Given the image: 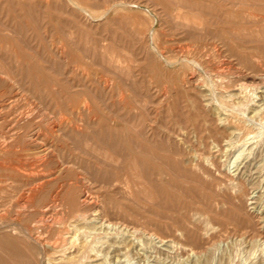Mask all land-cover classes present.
<instances>
[{"label":"rangeland","instance_id":"1","mask_svg":"<svg viewBox=\"0 0 264 264\" xmlns=\"http://www.w3.org/2000/svg\"><path fill=\"white\" fill-rule=\"evenodd\" d=\"M73 1L81 3L75 6ZM120 1L0 0V264H66L71 255L80 263L77 251L92 237L95 239L89 243L97 240L92 245L96 252L90 256L95 258L99 252L102 258L91 261L86 257L83 264L103 260L102 264H264L263 127L245 120L242 112L234 113V125H245L242 139L246 145L242 142L239 148L227 150V142L236 140V134H227L229 137L222 141L223 152L218 154L214 142L209 149L197 144L198 150L203 148L211 157L214 152L216 162H210L209 157L204 162L209 172L200 170L197 162L193 168L180 162L179 152L190 146L174 137L183 125L194 139L207 134L211 127L216 132L221 126L218 118L225 116L215 106L212 111L197 107L193 100L196 91L185 81L186 75L194 74L200 83L203 79L206 84L214 81L217 89L221 85L216 93L232 106L238 100L243 106L250 96L254 102L246 106L247 102V109L241 111L246 109V114L257 120L261 117L254 115V108L264 105V1ZM121 3L125 4L119 6ZM146 25H151L149 30ZM138 27L141 32H136ZM195 60L204 62L207 71L196 66ZM251 74L258 77L256 81ZM159 82L161 90H169L165 99L157 97ZM239 82L252 88L249 86V95L238 99L231 92ZM237 179L243 192L237 187ZM85 196L89 199L86 204L81 199ZM103 221L106 226L102 229ZM108 222L116 223L112 225L114 232ZM106 230L111 238L105 235Z\"/></svg>","mask_w":264,"mask_h":264},{"label":"bare ground","instance_id":"2","mask_svg":"<svg viewBox=\"0 0 264 264\" xmlns=\"http://www.w3.org/2000/svg\"><path fill=\"white\" fill-rule=\"evenodd\" d=\"M68 1V0H67ZM79 1V0H78ZM83 1V0H82ZM114 1V0H113ZM120 1V0H119ZM129 1V0H128ZM179 1V0H178ZM229 1V0H228ZM251 1H253V0H251ZM264 1V0H263ZM70 2H72V1H70ZM73 2H75V6H77L79 3H81V2H78V4H77V2L76 1H73ZM121 2V1H120ZM124 2V1H123ZM126 2H127V0H126ZM133 2V1H132ZM254 2V1H253ZM114 3V2H113ZM119 3V2H118ZM129 3V2H128ZM203 3V2H202ZM208 4H209V2H207ZM219 3H220V1H219ZM232 3H234V2H232ZM239 3V2H238ZM243 3V2H242ZM257 3V2H256ZM116 4V3H115ZM123 3H121L119 6H121ZM125 4V3H124ZM123 4V5H124ZM212 4V3H211ZM229 4H231V3H229ZM236 4V3H235ZM250 4V3H249ZM248 4V5H249ZM80 5V4H79ZM78 5V6H79ZM138 5V4H137ZM118 6V7H119ZM126 6H127V4H126ZM217 6H218V4H217ZM256 6H258V5H256ZM150 7V6H149ZM247 7V6H246ZM87 8H89L88 6H87ZM112 8V7H111ZM116 8H117V6H116ZM126 8V7H125ZM58 9V8H57ZM84 9V8H83ZM90 9V8H89ZM109 9V8H108ZM124 9V8H123ZM69 10V9H68ZM79 10V9H78ZM91 10V9H90ZM102 10V9H101ZM225 10V9H224ZM81 11V10H80ZM83 11V10H82ZM114 11V10H113ZM120 11H122V9L120 10ZM226 11H228V10H226ZM226 11H225V13L224 14H226ZM230 11V10H229ZM232 11V10H231ZM89 12V11H88ZM123 12V11H122ZM220 12V11H219ZM248 12V11H247ZM73 13L75 14V12L73 11ZM77 13V12H76ZM114 13V12H113ZM115 13H117V12H115ZM124 13H125V11H124ZM236 13V12H235ZM235 13H233L234 15H236ZM249 13V12H248ZM251 13V12H250ZM220 14V13H219ZM218 14V15H219ZM222 14V13H221ZM241 14H243V12L241 13ZM77 15V14H76ZM106 15V14H105ZM118 15V14H117ZM117 15H116V17H117ZM228 15H229V13H228ZM234 15H233V17H234ZM256 15V14H255ZM260 15V14H259ZM119 16V15H118ZM176 16V15H175ZM224 16H226V15H224ZM241 16H243V15H241ZM253 16V15H252ZM219 17V16H218ZM230 17V16H229ZM231 17H232V15H231ZM237 17H239V15L237 16ZM236 17V18H237ZM100 18V17H99ZM147 17H145V20H147L146 19ZM241 19V18H240ZM239 19V20H240ZM251 19V18H250ZM254 19V18H253ZM187 20V19H186ZM196 20V19H195ZM200 20V19H199ZM205 21V20H204ZM212 21V20H211ZM215 21V20H214ZM217 21V20H216ZM241 21V20H240ZM146 21H144V23H145ZM182 22H184L183 20H182ZM194 22V21H193ZM198 22V21H197ZM249 22H250V20H249ZM258 22H260V21H258ZM149 23V22H148ZM190 23V22H189ZM195 23V25H196V22H194ZM199 23V22H198ZM203 23H205V22H203ZM102 24V23H101ZM147 24V23H146ZM190 25H192V24H190ZM190 25H189V27H190ZM207 25V24H206ZM205 25V26H206ZM147 26V25H146ZM151 26V25H150ZM150 26L148 27V30H149V28H150ZM198 26V25H197ZM202 26H203V24H202ZM204 26V27H205ZM212 26V25H211ZM139 28V27H138ZM142 28H143V26H142ZM175 28V27H174ZM195 28V27H194ZM199 28V27H198ZM208 28V27H207ZM209 28H210V26H209ZM212 28V27H211ZM210 28V29H211ZM255 28V27H254ZM191 29V28H190ZM200 29V28H199ZM258 29H259V27H258ZM144 30V29H143ZM195 30V29H194ZM209 30V29H208ZM239 30V29H238ZM249 30V29H248ZM65 31V30H64ZM141 32V30H140V28L139 29H137L136 30V32ZM205 31H207V29L205 30ZM212 31V30H211ZM67 32V31H66ZM113 32V31H112ZM253 32V31H252ZM155 34H156V32H154ZM236 33V32H235ZM238 33H239V31H238ZM250 33V32H249ZM141 34V33H140ZM154 34V35H155ZM241 34V33H240ZM264 34V33H263ZM8 35V34H7ZM88 35V34H87ZM146 35V34H145ZM153 35V34H152ZM153 35V36H154ZM142 36V35H141ZM143 36H144V34H143ZM157 36V35H156ZM159 36V35H158ZM88 37V36H87ZM259 37V36H258ZM72 38V37H71ZM90 38V37H89ZM141 38V37H140ZM142 39V38H141ZM150 39V38H149ZM80 40V39H79ZM254 40V39H253ZM252 40V41H253ZM87 42V41H86ZM149 42V41H148ZM72 43V42H71ZM142 43V42H141ZM145 43V42H144ZM239 43V42H238ZM112 44V43H111ZM241 45H242V43H240ZM97 45H98V43H97ZM87 46V45H86ZM259 46V45H258ZM93 47V46H92ZM96 47V46H95ZM98 47V46H97ZM140 47V46H139ZM147 47V46H146ZM60 48V47H59ZM82 48V47H81ZM88 48V47H87ZM244 48H245V46H244ZM56 49V48H55ZM89 49H91V48H89ZM111 49V48H110ZM114 49V48H113ZM239 49V48H238ZM237 49V50H238ZM96 50H97V52H98V48H96ZM112 50V49H111ZM159 50V49H158ZM157 50V51H158ZM169 50V49H168ZM109 51V50H108ZM161 51V50H160ZM163 51V50H162ZM198 51V50H197ZM86 52H87V50H86ZM112 52V51H111ZM240 52L241 51H238V53L240 54ZM257 52V51H256ZM10 53V52H9ZM94 53V52H93ZM96 53V52H95ZM106 53H107V51H106ZM114 53V52H113ZM202 53V52H201ZM251 53V52H250ZM90 54H91V51H90ZM158 54H160V53H158ZM162 54V53H161ZM242 54V53H241ZM245 54H246V52H245ZM249 54V53H248ZM109 55V54H108ZM113 55V54H112ZM114 55H116L115 53H114ZM133 55V54H132ZM171 55V54H170ZM195 55H196V53H195ZM14 56V55H13ZM86 56V55H85ZM91 55H89V57H90ZM111 56V55H110ZM156 56V55H155ZM88 57V58H89ZM92 57V56H91ZM104 57H105V55H104ZM117 57V56H116ZM120 57V56H119ZM158 57V56H157ZM179 57V56H178ZM14 58V57H13ZM112 58H113V56H112ZM115 58V57H114ZM171 58V57H170ZM193 58V57H192ZM250 58V57H249ZM253 58V57H252ZM105 59H106V57H105ZM104 59V60H105ZM118 59V58H117ZM120 59V58H119ZM125 59V58H124ZM158 59V58H157ZM174 59V58H173ZM186 59V58H185ZM199 59H202L201 57H199ZM102 60H103V58H102ZM163 60V59H162ZM166 60V59H165ZM176 60V59H175ZM182 60V59H181ZM191 60V59H190ZM189 60V61H190ZM193 60V59H192ZM192 60H191V63H192ZM252 60V59H251ZM256 60V59H255ZM260 60V59H259ZM108 61H109V59H108ZM114 61H115V59H114ZM161 61V60H160ZM187 61V60H186ZM196 61V63H194L195 65L197 64L199 67H202L203 68V70H205V71H207V68H205L206 66H202V64L204 63H202V62H200V61H198V60H195ZM104 62H106L107 63V61H104ZM166 62V61H165ZM164 62V63H165ZM167 62H170V61H167ZM166 62V63H167ZM175 62V61H174ZM177 62H179V59H178V61ZM51 63V62H50ZM123 63V62H122ZM136 63V62H135ZM157 63H159V62H157ZM161 63V62H160ZM163 63V62H162ZM172 62H170L169 64H171ZM109 64H111V63H109ZM116 64H117V62H116ZM183 64V63H182ZM186 64V63H185ZM184 64V65H185ZM114 65V64H113ZM120 65V64H119ZM173 65V64H172ZM175 65H176V63H175ZM187 65H188V63H187ZM196 65V66H197ZM260 65H261V63H260ZM263 65V64H262ZM116 66L117 65H115V68H116ZM123 66V65H122ZM131 66V65H130ZM158 66V68L160 67L159 66V64L157 65ZM163 66V65H162ZM170 66V65H169ZM183 66V65H182ZM186 66V65H185ZM190 67H192V66H194V65H189ZM210 66V65H209ZM114 68V67H113ZM114 68V70H116ZM160 68H162V67H160ZM165 68V67H164ZM164 68L162 69V71L164 70ZM171 68V67H170ZM174 68H176V67H174ZM178 68V67H177ZM183 69H184V67H182ZM192 68H194V67H192ZM121 69V68H120ZM120 69H118V70H120ZM123 69H125V67L123 68ZM131 69V68H130ZM167 69H169V68H167ZM166 69V70H167ZM172 69V68H171ZM188 69V68H187ZM1 70V69H0ZM194 70V69H193ZM208 70H209V68H208ZM259 70V69H258ZM4 71V70H3ZM117 71V70H116ZM168 71V70H167ZM184 71V70H183ZM191 71V70H190ZM196 71V70H195ZM194 71V72H195ZM198 71V70H197ZM158 72V71H157ZM177 72H178V70H177ZM211 72H212V70H211ZM165 73V72H164ZM163 73V74H164ZM189 73V72H188ZM193 73V72H192ZM199 73V72H198ZM156 74V73H155ZM169 74V73H168ZM172 74V73H171ZM182 74V73H181ZM184 74V73H183ZM255 74V73H254ZM257 74V73H256ZM11 75V74H10ZM13 75V74H12ZM167 75V74H166ZM179 74H177L176 75V77L178 76ZM249 75V74H248ZM252 75V74H251ZM250 75V76H251ZM262 75V74H261ZM161 76V75H160ZM169 77L170 76H172V75H168ZM253 76V78H252V80L254 79H256V78H258L257 76H254V75H252ZM7 77V76H6ZM152 77V76H151ZM162 77V76H161ZM182 77V76H181ZM200 78H201V76H199ZM244 77H246L245 75H244ZM3 78V77H2ZM8 78H9V76H8ZM167 78V77H166ZM184 78V77H183ZM210 78V77H209ZM247 78V77H246ZM249 78V77H248ZM11 79V78H10ZM111 79V78H110ZM220 79V78H219ZM251 79V78H250ZM1 80V79H0ZM158 80V79H157ZM223 80L225 81L226 79L225 78H223ZM257 80V79H256ZM255 80V81H256ZM159 81V80H158ZM162 81V80H161ZM167 81V80H166ZM172 81V80H171ZM174 81H175V77H174ZM179 81H181V80H179ZM185 81L188 83V85H190V87H192L196 92V95L194 96V103L197 105V107H198V105L200 106H202V107H204L206 110H209V111H212V107H216V109L217 110H219L220 112H221V114H225V116L223 117V116H221L220 114V118H218V119H220V124H221V126L218 128V131H216V132H212L213 130V128L211 127V131L209 130V132L207 133V134H205L204 136H201V137H197V139L195 138H193L192 137V134H191V131H190V129L188 128V127H184L185 125H183L182 127H180V129H178V131H175L174 132V134H175V138L176 139H178V143H181V144H188L190 147H188L187 149H185L184 151H182L181 150V152H179L180 153V155H181V157L179 158L180 159V162H183V164H185V166L187 167V168H193L194 167V162H197V166L199 167V169L200 170H202V169H205V170H207L206 169V167H205V164H204V162H207L208 160H209V158H210V162H216L215 161V159L214 158H212L213 156L215 157V155H213V153L211 152V154L210 155H212V157L211 156H209L207 153H206V151L205 150H203V148H202V150H198L197 149V147H195L197 144H200V145H204V148L206 149V148H208L209 146H210V144L211 143H215V146L216 147H218L217 148V154L223 149V147L224 146H222V141H223V139L226 137V136H228L227 134H236V140L234 139V140H229L227 143V147H228V149L227 150H229V148L231 147V149H233L234 147H236V146H238V145H241L242 144V142L244 141V139H242V135H243V130L245 129L244 128V124L242 125V123H240V124H235L234 125V121L231 119V116L234 114V113H237V115H238V113L239 112H242L243 114H241V115H243L245 118V120H247L248 119V121H251V122H254L255 124H257L256 125V127H260L261 128V126L263 127V129H264V126H263V119H264V105L262 104H257L258 106H256L255 104V108L254 109H256V112H255V116H256V114H258V116L260 117L259 118V120H257V118H255L254 116H251V117H249L247 114H246V112H247V107H245L244 105L247 103V102H249V101H251V100H253V102H254V99H251V97L250 96H247V95H249V90H250V87L252 86L251 84L249 85V84H247L246 82H242V83H238L236 86H235V88L234 89H236V91H233V92H231V96L232 97H234L235 98V96H237L238 97V99H239V96H242V97H244V96H247L248 98H250L249 99V101H248V99L246 100L247 102L242 106L241 105V103L240 102H242L243 103V101H240L239 102V100L238 99H236V100H238V102L240 103L239 105H241V107L240 106H237L238 105V102H237V105H234V106H232V105H230V104H228L227 102H229V101H225V99H224V97L222 96V94H217L216 92H218L217 90H219V89H221L220 87H221V85L219 86V89H217L216 87L218 86L217 84H215L214 83V81L213 80H211V81H213V83L211 82H209L210 84H206V83H204L205 82V80L203 79V81H202V83H200V82H198V80H197V78H196V76L194 75V74H191V75H189V76H187L186 75V77H185ZM218 81H220V80H218ZM229 81H231V80H229ZM228 81V82H229ZM240 81V80H239ZM175 82H177V81H175ZM215 82H217L216 80H215ZM221 82L223 83V81L221 80ZM252 82V81H251ZM250 82V83H251ZM259 82V81H258ZM167 83V82H166ZM169 83V82H168ZM171 83V82H170ZM173 83V82H172ZM226 83V82H225ZM237 83V82H236ZM11 84V83H10ZM19 84V83H18ZM112 84V83H111ZM153 84V83H152ZM176 84V83H175ZM228 84V83H227ZM255 84V83H254ZM154 85V84H153ZM156 85V84H155ZM158 85H159V88H160V82L158 83ZM166 85V84H165ZM186 85V84H185ZM217 85V86H216ZM4 86V85H3ZM40 86V85H39ZM167 86H168V84H167ZM170 86V85H169ZM169 86H168V88H169ZM179 86V85H178ZM183 86V85H182ZM225 85H223V87H224ZM228 86V85H227ZM250 86V87H249ZM258 86H259V84H258ZM150 87H152V86H150ZM156 87V86H155ZM176 87V86H175ZM231 87V86H230ZM149 88V87H148ZM158 88V89H159ZM163 88V87H162ZM185 88V87H184ZM188 88V87H187ZM252 88V87H251ZM253 88H254V90H256L257 89V85H255V86H253ZM9 89V88H8ZM153 89V88H152ZM1 90V89H0ZM147 90V89H146ZM231 90H233V89H231ZM48 91V90H47ZM222 91V90H221ZM226 90L224 89V92H225ZM251 91V90H250ZM264 91V90H263ZM182 92V91H181ZM192 92V91H191ZM230 92V91H229ZM228 92V93H229ZM138 93V92H137ZM156 93V92H155ZM157 93H158V91H157ZM174 93V92H173ZM173 93H172V95H171V97L173 96ZM183 93V92H182ZM194 93V92H193ZM169 94V90H167V87L165 88H163L162 90H161V88H160V91H159V96H157V97H166L167 95ZM191 94V93H190ZM255 94V93H254ZM12 95V94H11ZM153 95V94H152ZM176 96L178 95V94H175ZM184 95V94H183ZM182 95V96H183ZM225 95V94H224ZM230 95V94H229ZM121 96H122V94H121ZM252 96V95H251ZM13 97V96H12ZM14 97H16V96H14ZM143 97V96H142ZM148 97V96H147ZM169 97V96H168ZM179 97V96H178ZM177 97V98H178ZM187 97V96H186ZM232 97H230V98H232ZM247 97H245V98H247ZM264 97V96H263ZM124 98V97H123ZM146 98V97H145ZM184 98H185V96H184ZM227 98H229L228 96H227ZM109 99V98H108ZM136 99V98H135ZM165 99V98H164ZM187 99V98H186ZM242 99V98H241ZM13 100V99H12ZM123 100V99H122ZM147 100V99H146ZM169 100V99H168ZM231 100V99H230ZM233 100V99H232ZM255 100H256V98H255ZM180 101V100H179ZM185 101H187V100H185ZM14 102H16V101H14ZM136 102H138V101H136ZM143 102H144V100H143ZM149 102H151V101H148V103ZM155 102H157V101H155ZM160 102H162V101H160ZM168 102V101H167ZM182 102H184V101H182ZM106 103V102H105ZM147 103V102H146ZM146 103H145V105H146ZM171 103V102H170ZM181 103V102H180ZM231 103H232V101H231ZM252 103V102H251ZM1 104V103H0ZM161 104V103H160ZM120 105V104H119ZM144 105V106H145ZM148 105V104H147ZM162 105V104H161ZM187 105V104H186ZM249 106L250 105V102L249 103H247L246 104V106ZM157 106V105H156ZM160 106V105H159ZM191 106V105H190ZM200 106V107H201ZM252 106V105H251ZM108 107V106H107ZM160 107H162V106H160ZM181 107H184V106H181ZM231 107H233V109L231 108ZM243 107H245L246 109L244 110L243 109V111H241V108H243ZM42 108V107H41ZM84 108V107H83ZM144 108H146V106L144 107ZM167 108H169V107H167ZM189 108V107H188ZM195 108V107H194ZM199 108V107H198ZM250 108V107H249ZM1 109H2V107H1ZM0 109V110H1ZM86 109V108H85ZM84 109V110H85ZM149 109V108H148ZM164 109V108H163ZM171 109V108H170ZM253 109V108H252ZM75 110V109H74ZM156 110V109H155ZM165 110V109H164ZM180 110V109H179ZM187 110H189V109H187ZM86 111V110H85ZM89 111H90V109H89ZM147 111V110H146ZM157 112L159 111L158 110V107H157V110H156ZM172 111V110H171ZM208 111V112H209ZM219 112V113H220ZM1 113V112H0ZM76 113V112H75ZM115 113V112H114ZM159 113V112H158ZM206 113V112H205ZM215 113V112H214ZM2 114V113H1ZM92 114V113H91ZM143 114V113H142ZM148 114H149V112H148ZM171 114V113H170ZM189 114V113H188ZM194 114H196V116H197V113H194ZM208 114V113H207ZM212 114V113H211ZM211 114H210V116H211ZM216 114V113H215ZM141 115V114H140ZM150 115V114H149ZM166 115V114H165ZM241 115H239V116H241ZM164 116V115H163ZM214 116V118H215V116L216 115H213ZM29 117V116H28ZM88 117V116H87ZM86 117V118H87ZM162 117V116H161ZM161 117H160V119H161ZM198 117H199V115H198ZM202 117V116H201ZM27 118V117H26ZM152 118V117H151ZM166 118V117H165ZM164 118V119H165ZM83 119H84V117H83ZM94 119V118H93ZM98 119V118H97ZM173 119V118H172ZM176 119V118H175ZM199 119V118H198ZM205 119V118H204ZM203 119V120H204ZM84 120H86V119H84ZM89 120V119H88ZM136 120V119H135ZM142 120V119H141ZM147 120V119H146ZM166 120V119H165ZM202 120V121H203ZM215 120V119H214ZM243 120V119H242ZM16 121V120H15ZM133 121V120H132ZM131 121V122H132ZM138 121V120H137ZM158 121V120H157ZM163 121V120H162ZM161 121V122H162ZM174 121V120H173ZM195 121V120H194ZM197 121V120H196ZM201 121V123H203ZM212 122H213V120H211ZM210 121V122H211ZM62 122V121H61ZM148 122H151V120L150 121H148ZM164 122V121H163ZM163 122H162V124H163ZM206 122V121H205ZM207 122H209V121H207ZM236 122H237V120H236ZM239 122H240V120H239ZM89 123V122H88ZM134 123V122H133ZM133 123H131L132 125H133ZM158 123V122H157ZM174 123V122H173ZM42 124V123H41ZM58 124V123H57ZM68 124V123H67ZM148 124H150V123H148ZM159 124V123H158ZM203 124H205V123H203ZM208 124V123H207ZM216 124V123H215ZM71 125H73V124H71ZM70 125V126H71ZM91 125V124H90ZM137 125V124H136ZM179 125V124H178ZM210 125V124H209ZM214 125V124H213ZM65 126V125H64ZM117 126V125H116ZM115 126V127H116ZM135 126V125H134ZM150 126V125H149ZM153 126H155V125H153ZM164 126H166V125H164ZM200 126H202V124L200 125ZM249 126H250V124H249ZM254 126V125H253ZM21 127V126H20ZM148 127V126H147ZM170 127V126H169ZM168 127V128H169ZM207 127V126H206ZM209 127V126H208ZM134 128H137V126H135ZM171 128V127H170ZM169 128V129H170ZM172 128H173V126H172ZM210 128V127H209ZM25 129V128H24ZM162 129H164V128H162ZM177 129V128H176ZM249 129V128H248ZM251 129V128H250ZM249 129V130H250ZM253 129V128H252ZM254 129L256 130V128L254 127ZM158 130V129H157ZM156 130V131H157ZM174 130V129H173ZM172 130V131H173ZM201 130V129H200ZM208 130V129H207ZM217 130V129H216ZM247 130V129H246ZM71 131V130H70ZM252 131V130H251ZM254 131V130H253ZM100 132V131H99ZM125 132V131H124ZM138 132H140V131H138ZM161 132V131H160ZM18 133V132H17ZM148 133V132H147ZM166 133V132H165ZM198 133V132H197ZM247 133H251V132H247ZM63 134V133H62ZM153 134V133H152ZM161 134V133H160ZM159 134V135H160ZM144 135V134H143ZM167 135H168V133H167ZM171 135V134H170ZM197 135V134H196ZM253 135V134H252ZM132 136V135H131ZM194 136V135H193ZM247 136V135H246ZM249 136V135H248ZM251 136V135H250ZM6 137V136H5ZM150 137H152V136H150ZM160 137H162V134H161V136ZM166 137V136H165ZM173 137V136H172ZM172 137H171V139H172ZM229 137V136H228ZM227 137V138H228ZM252 137V136H251ZM72 138V137H71ZM145 138V137H144ZM156 138V137H155ZM230 138H232V136L230 137ZM245 138V137H244ZM250 138V137H249ZM252 138H254V137H252ZM116 139V138H115ZM153 139V138H152ZM157 139V138H156ZM155 139V140H156ZM86 140V139H85ZM151 140V139H150ZM174 140V139H173ZM225 140V139H224ZM227 140V139H226ZM125 141V140H124ZM161 141V140H160ZM167 141H168V139H167ZM170 141V140H169ZM175 141V140H174ZM173 141V142H174ZM52 142V141H51ZM157 142V141H156ZM240 142V143H239ZM13 143V142H12ZM35 143V142H34ZM168 143V142H167ZM177 143V142H176ZM213 143V144H214ZM11 144V143H10ZM46 144V143H45ZM86 144H87V142H86ZM136 144V143H135ZM157 144V143H156ZM243 144H245L244 142H243ZM242 144V145H243ZM14 145V144H13ZM116 144H114V146H115ZM163 145V144H162ZM187 145V146H188ZM224 145V144H223ZM246 145V144H245ZM96 146V145H95ZM137 146V145H136ZM135 146V148H137ZM157 146V145H156ZM174 146V145H173ZM214 146V145H213ZM214 146V147H215ZM184 147V146H183ZM203 147V146H202ZM244 147V146H243ZM242 147V148H243ZM3 148V147H2ZM122 148V147H121ZM181 148V147H180ZM238 148H239V146H238ZM237 148V149H238ZM5 149V148H4ZM103 149V148H102ZM176 149V148H175ZM209 149V148H208ZM94 150V149H93ZM113 150H115V149H113ZM177 150V149H176ZM214 150V149H213ZM1 151V150H0ZM6 151V150H5ZM167 151H168V149H167ZM169 151H170V147H169ZM226 151V150H225ZM224 151V152H225ZM230 151V150H229ZM132 152H134V151H132ZM149 152V151H148ZM177 152V151H176ZM222 152H223V150H222ZM221 152V153H222ZM232 152V151H231ZM233 152H235V151H233ZM178 153V154H179ZM107 154V153H106ZM146 154V153H145ZM153 154V153H152ZM151 154V155H152ZM164 154V153H163ZM227 154H230V153H227ZM116 155V154H115ZM127 155H129V154H127ZM148 155V154H147ZM208 155V156H207ZM154 156H156V155H154ZM114 157V156H113ZM209 157V158H208ZM130 158V157H129ZM134 158V157H133ZM133 158H131L132 160H133ZM137 158V157H136ZM150 158V157H149ZM152 158H153V156H152ZM151 158V159H152ZM158 158H160V157H157V159ZM164 158V157H163ZM216 158H218V155H217V157ZM114 159V158H113ZM117 159H118V157H117ZM122 159V158H121ZM120 159V160H121ZM165 159V158H164ZM222 159V158H221ZM120 160H119V163H120ZM136 160H138V159H136ZM154 160V159H153ZM160 160H161V158H160ZM166 160V159H165ZM223 160V159H222ZM231 160V159H230ZM229 160V161H230ZM103 161H105V159L103 160ZM122 161V160H121ZM156 161V160H155ZM162 161V160H161ZM233 161V160H232ZM7 162V161H6ZM10 162V161H9ZM134 162H135V159H134ZM138 162V161H137ZM148 162V161H147ZM170 162V161H169ZM221 162V161H220ZM225 162V163H224ZM223 162V164H227L226 163V160ZM3 163V162H2ZM40 163V162H39ZM103 163V162H102ZM111 163V162H110ZM130 163H131V161H130ZM164 163V162H163ZM173 163V162H172ZM104 164V163H103ZM112 164H114V162L112 163ZM118 164V163H117ZM153 164V163H152ZM207 164V163H206ZM231 164V163H230ZM62 165V164H61ZM136 165V164H135ZM139 165V164H138ZM143 165H144V163H143ZM155 165V164H154ZM212 165V164H211ZM217 165H218V163H217ZM122 166V165H121ZM130 166V165H129ZM132 166V165H131ZM137 166V165H136ZM195 166H196V164H195ZM210 166V165H209ZM211 167V166H210ZM212 167H213V165H212ZM211 167V168H212ZM100 168V167H99ZM153 168V167H152ZM170 168V167H169ZM173 168V167H172ZM209 168V167H208ZM5 169H7V168H5ZM131 169V168H130ZM143 169V168H142ZM158 169V168H157ZM161 168H159V170H160ZM210 169V168H209ZM208 169V170H209ZM104 170H105V168H104ZM134 170V169H133ZM132 170V171H133ZM139 170V169H138ZM207 170V171H208ZM212 170V169H211ZM214 170V169H213ZM131 171V170H130ZM158 171V170H157ZM173 171V170H172ZM192 171V170H191ZM203 171V170H202ZM223 171V170H222ZM107 172V171H106ZM127 172V171H126ZM135 172V171H134ZM140 172V171H139ZM143 172H144V169H143ZM142 172V173H143ZM160 172V171H159ZM184 172V171H183ZM209 172V171H208ZM214 172V171H213ZM216 172H218L219 173V170L218 171H216ZM216 172H214V173H216ZM152 173V172H151ZM185 173V172H184ZM192 173H193V171H192ZM204 173V172H203ZM247 173H248V171H247ZM40 174V173H39ZM127 174V173H126ZM133 174H135V173H133ZM144 174V173H143ZM176 174V173H175ZM210 174V173H209ZM213 174V173H212ZM217 174V173H216ZM216 174H215V176H216ZM41 175V174H40ZM44 175V174H43ZM46 175V174H45ZM48 175V174H47ZM56 175V174H55ZM152 175V174H151ZM206 175V174H205ZM42 176V175H41ZM123 176V175H122ZM208 176V175H207ZM36 177V176H35ZM46 177V176H45ZM55 177H57V175L55 176ZM129 177H130V175H129ZM140 177V176H139ZM145 177V176H144ZM164 177H165V175H164ZM206 177V176H205ZM241 177V176H240ZM44 178V177H43ZM49 179L51 178L50 176L48 177ZM47 177L45 178V179H48ZM108 178H109V176H108ZM142 178H143V176H142ZM183 178H184V176H183ZM208 178V177H207ZM212 178H214V176L212 177ZM211 178V179H212ZM25 179V178H24ZM27 179V178H26ZM34 179V178H33ZM44 179V180H45ZM56 179V178H55ZM122 179H123V177H122ZM173 179V178H172ZM209 179V178H208ZM241 179V178H240ZM157 180V179H156ZM190 180H191V178H190ZM213 181L215 180V178L214 179H212ZM53 181V180H52ZM127 182H128V180H126ZM136 181V180H135ZM140 181V180H139ZM138 181V182H139ZM146 181H149V180H146ZM162 181V180H161ZM193 181V180H192ZM209 181V180H208ZM231 181V180H230ZM237 181H239L238 179H237ZM37 182H39V179H38V181ZM45 182L46 183H48L49 182V180H48V182L45 180ZM143 182V181H142ZM210 182V181H209ZM215 182V181H214ZM65 183V182H64ZM121 183H124L123 181L121 182ZM140 183H141V181H140ZM153 183V182H152ZM152 183H151V185L150 186H152ZM157 183V182H156ZM162 183V182H161ZM164 183V182H163ZM162 183V184H163ZM206 183H207V181H206ZM213 183V182H212ZM234 183V182H233ZM39 184H41V182L39 183ZM45 184V183H44ZM67 184V183H66ZM105 184V183H104ZM143 184H145V183H143ZM149 184V183H148ZM209 184V183H208ZM210 184H211V182H210ZM229 184V183H228ZM235 184V183H234ZM237 184H239V186H237V187H239V190L240 191H242L243 192V187H242V185H241V181H239V183H237ZM244 184V183H243ZM35 184H33V186H34ZM37 186H38V184H36ZM35 185V186H36ZM63 185V184H62ZM124 185V184H123ZM131 185H133V184H131ZM140 185V184H139ZM233 185V184H232ZM126 186H128L127 184H126ZM137 186H138V183H137ZM42 187V186H41ZM234 188V187H233ZM236 188V187H235ZM40 189H43V188H40ZM134 189V188H133ZM139 189H141V188H139ZM155 189V188H154ZM238 189V188H237ZM125 190V189H124ZM124 190H122V191H124ZM157 190V189H156ZM33 191V190H32ZM35 191H36V189H35ZM57 191V190H56ZM103 191V190H102ZM137 191H139L138 189H137ZM239 191V192H240ZM59 192V191H58ZM126 192V191H125ZM135 192V191H134ZM152 192H154V191H152ZM41 193V192H40ZM39 193V194H40ZM56 193V192H55ZM68 193V192H67ZM127 193V192H126ZM128 193H130V192H128ZM133 193V192H132ZM131 193V194H132ZM137 193V192H136ZM136 193H134L135 195H136ZM160 193V192H159ZM38 194V196H40ZM59 194V193H58ZM57 194V195H58ZM87 194V193H86ZM125 194V193H124ZM34 195V194H33ZM41 195H42V193H41ZM88 195H89V193H88ZM87 195V196H88ZM91 195V194H90ZM133 195V194H132ZM37 196V195H36ZM56 196V195H55ZM60 196V195H59ZM87 196H85L84 198H81V199H83V201L85 202V204H86V202L89 200V199H87ZM150 196H152V195H150ZM220 196V195H219ZM231 196V195H230ZM57 197V196H56ZM92 197V196H91ZM128 197H130L129 195H128ZM161 197V196H160ZM34 198V197H33ZM32 198V199H33ZM93 198V197H92ZM91 198V201L93 200ZM152 198V197H151ZM151 198L149 199L150 201H151ZM155 198V197H154ZM47 199V198H46ZM51 199H52V197H51ZM55 199V198H54ZM53 199V200H54ZM133 199V198H132ZM140 199V198H139ZM138 199V200H139ZM142 199V198H141ZM143 199H144V197H143ZM143 199H142V202H143ZM145 199H148V197L147 198H145ZM153 199V198H152ZM170 199V198H169ZM229 199V198H228ZM30 201V200H29ZM35 201V200H34ZM96 201H97V199H96ZM137 201V200H136ZM154 201V200H153ZM152 201V202H153ZM57 202V201H56ZM198 202V201H197ZM52 203V202H51ZM98 203V202H97ZM32 204V203H31ZM46 204H48V203H46ZM54 204V203H53ZM99 204V203H98ZM211 204V203H210ZM21 205V204H20ZM38 205V204H37ZM55 205V204H54ZM53 205V206H54ZM92 205V204H91ZM28 206H29V204H28ZM48 206H49V204H48ZM47 206V207H48ZM178 206V205H177ZM15 207V206H14ZM40 207V206H39ZM42 207V206H41ZM46 207V206H45ZM46 207V208H47ZM55 207H56V205H55ZM87 207V206H86ZM101 207V206H100ZM104 207V206H103ZM85 208V207H84ZM94 208V207H93ZM229 208V207H228ZM91 209V208H90ZM107 209V208H106ZM152 209V208H151ZM172 209V208H171ZM213 209V208H212ZM230 209V208H229ZM42 210V209H41ZM40 210V211H41ZM52 210V209H51ZM55 210H56V208H55ZM87 210V209H86ZM97 210V209H96ZM98 210H99V208H98ZM104 210V209H103ZM29 211V210H28ZM80 211V210H79ZM82 211V210H81ZM105 211V210H104ZM212 211H214V209L212 210ZM244 211V210H243ZM246 211V210H245ZM42 212V211H41ZM45 212V211H44ZM49 212V211H48ZM54 212V211H53ZM85 212V211H84ZM91 211H89V213H90ZM96 212V211H95ZM101 212H103V211H101ZM106 212H107V210H106ZM105 212V213H106ZM40 213V212H39ZM47 213V212H46ZM56 213H57V210H56ZM93 213V212H92ZM97 213H99V212H97ZM36 214V213H35ZM41 214V213H40ZM71 214V213H70ZM80 214V213H79ZM78 214V215H79ZM83 214V213H82ZM96 214V213H95ZM202 214H203V212H202ZM85 215V214H84ZM106 215V214H105ZM108 216H109V214H107ZM23 216V215H22ZM62 216V215H61ZM74 216V215H73ZM101 216V215H100ZM95 217V218H93V220H96V219H98V218H101V217ZM30 217V216H29ZM104 217V216H103ZM213 217V216H212ZM86 218V217H85ZM92 218V217H91ZM107 218V217H106ZM200 218V217H199ZM72 219V218H71ZM74 219V218H73ZM87 221H88V219H86ZM99 220V219H98ZM101 220V219H100ZM108 220V219H107ZM111 220V219H110ZM76 221V220H75ZM79 221V220H78ZM84 221V220H83ZM90 221H92V220H90ZM207 221V220H206ZM72 222V221H71ZM112 222V221H111ZM111 222H108L107 223V226H111V228L113 229V227H112V225H116V223L114 224V223H111ZM11 223V222H10ZM14 223V222H13ZM12 223V224H13ZM186 223V222H185ZM8 223H6V225H7ZM99 224V223H98ZM187 224V223H186ZM1 225V224H0ZM53 225V224H52ZM76 226H77V224H75ZM90 225H92V224H90ZM103 225H105V221H103L102 223H100V228H102L103 229V227H101V226H103ZM188 225V224H187ZM2 226V225H1ZM0 226V227H1ZM4 226V225H3ZM8 226V225H7ZM16 226V225H15ZM96 226V225H95ZM106 226V225H105ZM211 226V225H210ZM6 227V226H5ZM17 227V226H16ZM25 227V226H24ZM87 227H89V226H87ZM206 227V226H205ZM9 228H11L10 226H9ZM86 228V227H85ZM91 228V227H90ZM98 228V227H97ZM96 228V229H97ZM99 228V230H101ZM110 228V229H111ZM1 229V228H0ZM12 229H14V227L12 228ZM18 229V228H17ZM92 229H94V227L92 228ZM95 229V231H98V230H96ZM115 229H117L116 227H115ZM127 229V228H126ZM87 230H89V229H87ZM109 230V229H108ZM108 230H106V236H108V234H109V231ZM77 231V230H76ZM85 231V230H84ZM91 231V230H90ZM102 231V230H101ZM105 231V230H104ZM118 231H122V230H118ZM136 231V230H135ZM194 231V230H193ZM14 232V231H13ZM32 232H33V230H32ZM113 232H114V229H113ZM123 232V231H122ZM137 232V231H136ZM30 233V232H29ZM84 233H86V231L84 232ZM19 234V233H18ZM26 234V233H25ZM89 234V233H88ZM96 234V233H95ZM98 234V233H97ZM100 234H102V233H100ZM116 234H118V233H116ZM120 234H122V233H120ZM120 234H119V236H120ZM131 234V233H130ZM134 232H133V236H134ZM1 235V234H0ZM99 235V234H98ZM125 235V234H124ZM123 235V236H124ZM61 236V235H60ZM86 236H87V234H86ZM89 236H91V235H89ZM115 236V235H114ZM118 236V237H119ZM127 236V235H126ZM130 236V235H129ZM132 236V235H131ZM92 237V236H91ZM99 237V236H98ZM98 237L96 238V239H98ZM108 237H110V236H108ZM35 238V237H34ZM72 238H73V236H72ZM75 238H76V236H75ZM90 238V237H89ZM93 238V237H92ZM92 238H90V239H92ZM101 238V237H100ZM111 238V237H110ZM114 238V237H113ZM120 238V237H119ZM123 238V237H122ZM126 238V240H127V237H125ZM161 238V237H160ZM37 239V238H36ZM90 239H89V241H90ZM95 238H93V240H94ZM103 239H106L105 237L103 238ZM108 239V238H107ZM131 239V238H130ZM72 240H75L74 238L72 239ZM86 240H87V237H86ZM98 240H100V239H98ZM109 240V239H108ZM108 240H106L107 242H108ZM129 240V239H128ZM143 240V239H142ZM169 240V239H168ZM37 241H39V240H37ZM76 241V240H75ZM89 241H88V243H83L82 244V246H80V247H78V248H80L78 251H77V253H79L78 254V256H79V259L81 260L80 261V263H79V260H76L75 258H73V257H75L74 255L72 256L71 254V256L69 257L67 254V256L69 257L67 260H66V264H83V259L84 258H86V257H88L89 258V260L91 259V261H94V260H96V259H98L99 257H98V254H99V252L96 254V256L97 257H95V258H91V256H90V253L93 251V250H95L94 248H95V246H92L93 244H94V242L95 241H97V240H95L94 242H93V244L91 245V243H89ZM100 241H102V240H100ZM111 241V240H110ZM109 241V242H110ZM115 241V240H114ZM113 241V243H115V244H117L116 242H114ZM122 241V240H121ZM133 241V243H134V240H132ZM140 241V240H139ZM163 241H164V239H163ZM167 241V240H166ZM67 242V241H66ZM91 242V241H90ZM107 242H105V243H107ZM120 242V241H119ZM165 242V241H164ZM174 242V241H173ZM70 243H72L71 241H70ZM112 243V242H111ZM127 243V242H126ZM137 243V242H136ZM136 243H135V245H136ZM201 243V242H200ZM51 244V243H50ZM76 244H77V242H76ZM78 244H79V242H78ZM97 244V243H96ZM115 244H113V245H115ZM131 244H132V242H131ZM158 244V243H157ZM178 244V243H177ZM203 244V243H202ZM72 245H73V243H72ZM98 246L99 245H101V242L100 243H98L97 244ZM105 245V244H104ZM119 246H120V243L118 244ZM128 245L130 246V244H129V241H128ZM78 246V245H77ZM103 246V245H102ZM107 246V245H106ZM121 246H124V244L122 245L121 244ZM133 246V245H132ZM71 247V246H70ZM73 247V246H72ZM94 247V248H93ZM104 247V246H103ZM102 247V248H103ZM109 247V246H108ZM111 247V246H110ZM113 247V246H112ZM116 247H118V246H116ZM131 247V246H130ZM135 247V246H134ZM67 248H69V247H67ZM101 248V247H100ZM105 248V247H104ZM142 248V247H141ZM146 248V247H145ZM186 248V247H185ZM210 248H211V246H210ZM66 249V248H65ZM64 249V250H65ZM73 249V248H72ZM77 249V248H76ZM97 249H98V247H97ZM114 249V248H113ZM116 249V248H115ZM188 249V248H187ZM192 249V248H191ZM99 250V249H98ZM97 250V251H98ZM102 250V249H101ZM103 250H105V249H103ZM119 250V249H118ZM124 250V249H123ZM147 250V249H146ZM76 251V250H75ZM100 251V250H99ZM106 251V250H105ZM113 251V250H112ZM116 251V250H115ZM122 251V250H121ZM124 251H126V249L124 250ZM6 252H7V250H6ZM93 252H96V251H93ZM101 252V254H103L102 253V251H100ZM107 252V251H106ZM108 252H109V250H108ZM67 253V252H66ZM117 253H118V251H117ZM116 253V254H117ZM119 253H121L122 254V252H119ZM91 254H93V253H91ZM105 254V253H104ZM10 255V254H9ZM63 255V254H62ZM106 255H109V253L108 254H106ZM105 255V256H106ZM124 255H127L126 253L124 254ZM8 256V255H7ZM102 256V255H101ZM115 256H117V255H115ZM119 256V255H118ZM22 257V256H21ZM63 257V256H62ZM65 257V256H64ZM77 257V256H76ZM94 257V256H93ZM123 257V256H122ZM2 258V257H1ZM0 258V259H1ZM11 258H12V256H11ZM100 258H102V257H100ZM99 258V259H100ZM106 258V257H105ZM58 259V258H57ZM65 259V258H64ZM99 259L97 260V261H99ZM111 259V258H110ZM13 260V259H12ZM42 260V259H41ZM61 260V259H60ZM86 260V259H85ZM84 260V261H85ZM106 260V259H105ZM108 260V259H107ZM51 261H53V260H51ZM57 261V260H56ZM61 261H63V260H61ZM65 261V260H64ZM102 261V260H101ZM1 262V261H0ZM8 262V261H7ZM43 262V261H42ZM86 262V261H85ZM90 262V261H89ZM104 262V260L100 263V264H102ZM49 263V262H48ZM57 263V262H56ZM60 263V262H59ZM108 263V262H107ZM8 264H10L9 262H8ZM18 264H20V262L18 263ZM49 264H52V262H50ZM54 264V263H53ZM61 264V263H60ZM85 264V263H84Z\"/></svg>","mask_w":264,"mask_h":264}]
</instances>
